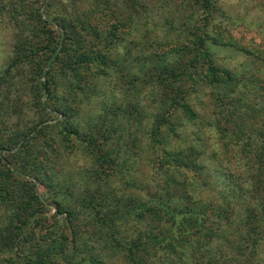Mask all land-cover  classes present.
I'll return each instance as SVG.
<instances>
[{"label":"rangeland","instance_id":"obj_1","mask_svg":"<svg viewBox=\"0 0 264 264\" xmlns=\"http://www.w3.org/2000/svg\"><path fill=\"white\" fill-rule=\"evenodd\" d=\"M214 3L212 21L204 31L196 0H129V6L125 0H0V146L17 132L29 134L40 121L49 125L30 142L31 148L16 156L6 154L12 167L32 178L13 177L0 202V251L8 247L2 237L16 233L23 219L30 223V209L42 215L21 235L17 253L0 256L1 264H134L124 243L159 228L172 229L167 218L158 215L162 209H145L144 216L135 209L175 188L181 195L176 202L188 195L205 207L212 236L224 237L218 249H213L215 239L209 243L214 257L208 246L201 247L197 255L202 250L205 262L218 258L217 264H264V236L254 257L230 250L224 242L225 237L238 238L237 245H244L247 226L237 225L239 216L242 219L246 210L260 213L264 203V0ZM41 20H49L55 41L63 27L72 39L85 40L75 48L89 49L99 34L114 39L113 45L108 40L101 46L109 67L88 64L90 70L82 75L86 78L59 73L50 102V109L56 103L66 106L68 114L60 119L82 134L113 135L103 145L115 159L110 168L100 166L82 137L65 141L59 134L56 114L41 109L28 66L8 70L17 47L32 41L41 42V51L46 49ZM201 38L207 40L208 56L199 47ZM193 65L204 74L202 81L197 77L196 82H178L171 76L170 69L193 72ZM211 68L217 83L210 82ZM164 70L167 80L158 81ZM158 127L161 135L154 132ZM175 156L190 162L197 157L203 166L179 169L183 176L174 182L175 176H168L172 171L166 174L160 163L176 166ZM188 176L195 180L185 181ZM182 185L189 193L179 189ZM58 204L73 210L77 219L66 222ZM223 209H234L228 215L236 216V224L228 225L219 214ZM212 210L224 223L219 229L212 228ZM14 215L20 221L12 223ZM256 224H261V216ZM71 230L77 233L74 247L63 239ZM166 244L150 248L144 264H187L185 260L196 257L190 244H178L175 253ZM9 257L12 262L7 263Z\"/></svg>","mask_w":264,"mask_h":264},{"label":"trees","instance_id":"obj_2","mask_svg":"<svg viewBox=\"0 0 264 264\" xmlns=\"http://www.w3.org/2000/svg\"><path fill=\"white\" fill-rule=\"evenodd\" d=\"M127 6H129V0H125ZM196 2H199L200 10L202 11L201 19L198 21L199 28L201 30L207 31L209 29L210 23L212 21V14L213 9L215 6L214 0H196ZM130 8V7H129ZM37 17H42L41 15ZM129 18V16H128ZM38 20V18H37ZM41 23L43 24L41 26L40 32L46 33L45 42L47 43L46 46H44L43 51L40 50V47H38L41 42L39 43H33L32 41H28V44L24 47H17V51L15 53V59L10 63L8 70H13L15 67L20 65H26L31 70V76L30 80L33 83V90L36 89L37 95L39 94L41 97V109L44 112L49 111L52 114H56L55 116V125L54 127H59V131L61 135H63V138L65 141L70 140L71 138H76L77 140L81 139L84 143L86 150L88 149L89 153L93 154L95 156L96 161L99 162L100 166H108V168L112 167L115 164V159L112 155H110L107 151L104 150L103 145L112 138L106 134L102 133L98 137L93 135V133L90 134H82L79 129L73 127L68 120L66 119H60V115L67 116L68 112L66 110V106L63 104H55L52 109H50V102L53 99V92H52V83L55 81L54 78L59 75V73L63 75H74L76 78H86L82 75L87 73V70H90L88 67L89 65H104L106 67H109L111 63L106 59V56L102 54V45L109 40V45L114 44V39H111V37H108V39H102L99 35H96L94 39L91 40L92 47L89 49L84 48L83 46H77L75 48V45H80L85 40H82L79 37L78 39H72L65 29L63 27L62 33L58 35L57 41H55L54 36H52V32L48 28L49 20L44 21L41 20ZM58 26V25H56ZM118 30L120 28V24L117 25ZM123 26V24H122ZM40 38L44 41L42 38V35L40 33ZM47 38V40H46ZM102 39V40H101ZM90 40V39H89ZM201 43L199 44V47L201 50H203L205 56H208V50H207V40L206 39H199ZM87 41V40H86ZM81 42V43H80ZM97 46L100 48V50L96 49ZM30 51V53L25 54V51ZM200 56H203L202 54H199ZM199 61V59H194L193 62ZM192 61L191 63L194 64ZM166 68V67H165ZM192 68L194 69L193 72L181 70L176 71V69H170L172 72V77L174 80L181 81L182 79L186 78L187 81L196 82L199 78V80L202 81L204 78V74L201 69H198L197 65H193ZM106 69L104 71L106 73ZM210 71V70H209ZM164 71H161L158 75V81L161 80H167ZM168 72V71H166ZM178 76V77H177ZM186 76V77H185ZM210 82L211 83H217L218 77L217 72L213 68H211L210 71ZM232 74H228V79L231 81ZM45 78V80H43ZM233 79V78H232ZM233 82V81H232ZM3 83V77H0V86ZM240 87L238 84L235 85V88ZM39 88V89H38ZM234 89V88H233ZM71 125V126H69ZM49 127L47 122L40 121L37 125H35V128L30 130L29 134L23 136L19 132L15 133L14 137H9L10 140L6 142L5 145L0 146V202L5 200L6 192L9 191V183L11 182L13 177H20V176H29L32 178V175H29L27 173H23L22 171L18 170L15 167H12L10 158L8 154L13 153L15 156V153L21 154L26 147H32L30 144L31 141L38 140L40 136L46 133L47 128ZM105 132L110 131L108 128L104 129ZM160 128L158 127L154 132L157 134L160 133ZM14 139V140H13ZM99 139H102L100 142ZM163 139V137H161ZM16 140H18L16 142ZM10 141L13 142V144H10ZM16 142V143H15ZM15 144V145H14ZM44 144H49L48 141H46ZM43 144V146H44ZM93 148V149H92ZM262 153L264 154V148ZM177 165L170 167V164L167 162L166 164L161 162L160 168L161 170H164L166 174H168L169 170L172 171V174L168 176H175L176 179L173 178L174 182H177L180 177L183 176L179 175V169L184 171L188 169L192 170H199L202 167L198 165L197 157H195V161H189V160H182L180 157L175 156ZM178 162H180L178 164ZM186 162V163H185ZM168 164V165H167ZM200 164V163H199ZM202 165V164H200ZM125 166V164H123ZM203 166V165H202ZM106 170V169H105ZM264 171V168H263ZM188 172V171H187ZM195 174V173H193ZM188 179H193L192 176H188L185 181ZM39 181V180H38ZM45 184V183H44ZM180 183H177L179 185ZM47 187V186H46ZM192 187L191 185L188 187ZM179 189L183 190L184 193L189 191L187 190L185 185H182ZM178 189H174L173 192L167 191V196H159L156 198V200H150L148 202H143L139 206V208H136L135 210L138 212L140 216H144L145 209H162L161 213L158 215H164L161 219L163 220L164 217L167 218V221L170 223L172 229H167L166 232H163L162 229H158L156 232L153 231L150 233L145 234V236H141L137 239H134L133 242H127L122 248L127 249V258L130 259L134 264H144V257L147 254H150V248L155 249H161L160 244L166 242V247L171 253H175L176 249L179 251L178 244H186L185 246H188L190 243H187L191 240L190 246L194 248V251H196V257L194 260H185L187 264H217L218 258H215L214 262H210L209 260L205 262V257L202 255L198 256V252L204 245L207 246L211 241H214L217 245L213 247V249H218L221 246V238L224 237H215L212 236V234H215V231L211 229L210 225L208 224L210 220L209 213L206 212L205 207H202L198 205L197 203H194L191 199L189 200L188 195H184L186 198H180L181 203L176 202V197L181 196L179 195ZM37 202L39 201L41 203L40 197L36 196ZM230 201H232L230 198H226ZM175 202L177 203L175 206ZM227 206H230V202H226ZM62 205H57V211L61 214L66 215V222H72V220H76L77 216L73 210H66L64 208H61ZM138 206V205H137ZM227 209V208H226ZM223 209L221 216L228 222V225L231 223L236 224L235 215L230 217L229 212L230 210L234 209ZM221 210V209H219ZM254 210V209H253ZM256 210V209H255ZM260 213L255 211V213L250 214L249 210H246L244 214L242 215V219H240L241 216H239L237 225L240 227L245 228L247 226V237L244 241V245H237L238 244V238L230 239V237H225V243L228 244V249L232 250V248L235 249L237 253L248 255L251 257H254V252H256V247L258 241L264 236V203L261 205ZM258 210V211H259ZM212 215L215 218L216 214L214 213V210H212ZM225 215H224V214ZM42 215V212L38 209H30L28 216L30 217V223H28L27 219L22 220V224L18 225L17 232L14 234H6L5 237H2V239H5V242H7L8 247L6 249L0 251L1 255H11L13 253H17V243L21 237V235L24 233V235L28 232L27 229L29 226L36 222L37 215ZM229 214V215H228ZM246 216V219H245ZM258 216H261V224H256ZM213 218L212 221V228L215 227L216 229H219L224 224L221 222L222 220L219 218ZM20 221L18 217L14 215V217L11 219L12 223H16ZM218 222V223H216ZM73 223L69 224V228L72 229ZM29 230V229H28ZM27 231V232H26ZM173 232V233H172ZM33 233V232H32ZM76 231H72L69 236L66 235V233H63V239L65 242H69L72 247L75 246L76 243ZM170 234V239L167 240V237ZM254 234V235H253ZM23 235V236H24ZM196 236L198 238L190 239L191 236ZM251 235V236H250ZM225 236H227L225 234ZM202 237H205V239H202ZM208 238V239H207ZM199 240V241H198ZM1 247V246H0ZM208 253H211V257H214V253L211 252L210 247L208 246V249H206ZM185 253V252H184ZM186 254V253H185ZM11 257L8 258V262L11 261ZM245 262V261H244ZM1 264V262H0ZM66 264H69L68 262ZM185 264V263H183Z\"/></svg>","mask_w":264,"mask_h":264}]
</instances>
